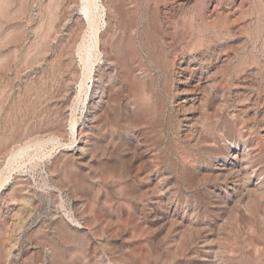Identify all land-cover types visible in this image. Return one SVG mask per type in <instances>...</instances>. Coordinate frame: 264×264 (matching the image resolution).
I'll use <instances>...</instances> for the list:
<instances>
[{
	"label": "rangeland",
	"instance_id": "374dc122",
	"mask_svg": "<svg viewBox=\"0 0 264 264\" xmlns=\"http://www.w3.org/2000/svg\"><path fill=\"white\" fill-rule=\"evenodd\" d=\"M114 2L0 0V264H58L53 247L69 264H264V193L255 195L247 186V197L259 201L258 211L241 217L240 203L232 199L246 192L244 179L237 172L224 179L231 170L222 169L224 158H215L210 141L213 136L221 145L230 138L250 139L251 159L243 165L257 167L264 181L261 0H126L125 16ZM99 36L112 57L121 60L126 52L141 75L111 103L118 110V127L105 125L95 136L111 135L116 145L126 142L132 135L121 114L133 103L138 107L137 137L130 141L141 144L139 162L148 163L154 155L163 186L149 197L133 192L151 190L153 175L150 183H142L113 160L104 164L105 159L78 155L81 144L93 137L77 134L89 101L90 82L82 83L102 62L95 50ZM142 39L149 51L142 49ZM154 49L157 58L165 51L174 63L166 78L150 58ZM123 79L117 76L116 85ZM180 156L190 160L193 175L177 167ZM159 197L166 201L164 209L155 204ZM146 204L162 210L165 219L155 223Z\"/></svg>",
	"mask_w": 264,
	"mask_h": 264
},
{
	"label": "bare ground",
	"instance_id": "6f19581e",
	"mask_svg": "<svg viewBox=\"0 0 264 264\" xmlns=\"http://www.w3.org/2000/svg\"><path fill=\"white\" fill-rule=\"evenodd\" d=\"M115 1V0H114ZM115 3V2H114ZM116 10L117 12L119 13H122L123 15L126 13V0H116ZM261 8H264V0H261ZM82 10L84 11V13L86 14V17L89 18V15L90 14V11L88 9V6L85 4V2H82ZM213 8V7H212ZM255 10V8H254ZM219 11V9H218ZM224 11V9H223ZM215 12V11H214ZM213 12V13H214ZM93 13V12H92ZM214 15V14H213ZM125 16V15H124ZM128 30V29H127ZM132 31V28L129 27V31ZM135 30V29H134ZM94 31V30H93ZM140 32V31H139ZM141 34V32H140ZM138 36V35H137ZM163 40V39H162ZM139 41V40H138ZM140 44H141V47L142 49H145V50H148L150 49V45L144 41L143 39L140 41ZM95 50L98 51L97 53L99 54H102V57L100 59H102V62H98L97 65L95 66L94 70L91 71V73L87 74L86 75V79L85 81L82 83L83 85H86L88 84V81L87 79L89 80L90 84L87 85V90L86 92H88V89H89V93H88V96H89V101L87 103V106L85 108V117L86 118V122L83 123V125L81 126V129L78 131V134L77 135H81L83 134V132L87 133V136L91 135L92 134V138L90 139H86L87 141H85L83 144H81V146L79 147V158H82V159H87V158H90V157H95L97 159H100V161L103 159L104 160V164L106 162H109L110 160H113L115 164H117L118 167H120L121 169V172H124L125 174H129L131 176H137L139 177V181L140 182H149L151 181V176L153 175L154 176V185L153 187H151L152 189L151 190H140V189H137L135 188L134 192H133V196H138V197H145V196H148L152 193H156L157 191H161L162 189V182L160 181V179H158V173L156 171V167H155V163L154 161H152V158H154V155L153 157L151 158V161L149 160V162L147 163L144 162V161H141L139 162L140 159H142V149H140V146L141 144H134L132 141L130 140H134L135 137H137V132H135V130H133V127H134V124L135 123H138L140 122L139 120L140 119H137L139 117L138 115V107L136 108L135 104L133 103V107H132V110H125L124 113L125 114H121V115H125V126L127 127V129H129V131L131 132V138L128 139L126 142H124L123 140V143H118V145H116L113 141V138L111 137V135H106V137H104L105 139L101 138L99 139L98 137H96L97 135V132L99 131H102L103 127L105 125H109L110 128L113 129H116L118 127V122H119V115H118V110H116L113 105L111 103H114L116 102V99H117V91H122L124 89H127L128 91V88H131V85H133V82L135 80L136 77L140 76L141 74H139L137 72V69L135 67V65L131 62L130 58L127 56L126 52H123V55L121 56V60L120 58L118 59V57H112L110 52H109V45L106 43V41L101 38V36L97 37L96 38V43H95ZM167 46V45H166ZM170 46V45H169ZM90 48L88 49H85V57L89 56V54L91 53L90 52V49H91V46H89ZM161 47V45H160ZM154 48V47H153ZM152 48V49H153ZM168 48V47H167ZM162 49V48H161ZM160 51H164V50H161ZM172 49V48H171ZM156 49H154V52H149L150 53V58L151 60L156 63L157 67L159 69H161L162 73L164 74V78L167 77L168 73L171 71V67L172 65L174 64L172 61L169 60V58H167V54L164 52H162L160 55L163 56V58L159 59L157 58V54H156ZM173 51V50H172ZM147 52V51H146ZM169 53V51H168ZM99 59V60H100ZM173 59V58H172ZM85 60V59H84ZM180 61V60H179ZM182 61V60H181ZM85 62V61H84ZM178 62V61H177ZM188 62V61H187ZM178 65V63H176ZM182 64V63H181ZM179 64V69L180 70H184V67ZM137 65V64H136ZM155 65V64H154ZM85 66V65H84ZM192 66V65H191ZM94 67V66H93ZM154 67V66H153ZM90 68V67H89ZM176 68V67H175ZM187 68V66H186ZM190 69V68H189ZM150 70V69H148ZM192 70V69H191ZM76 71V70H75ZM144 71V70H143ZM89 72V70H88ZM173 73V72H172ZM176 73V72H175ZM76 74V73H74ZM146 74V73H145ZM178 74H180L178 72ZM147 75V74H146ZM75 76V75H74ZM117 76H123L125 78V82L122 83V85L120 84H117L115 83L116 81V78ZM176 76V75H175ZM172 77V76H171ZM185 77V75H184ZM75 78V77H74ZM160 78V77H159ZM173 78V77H172ZM121 79V78H120ZM162 79V78H161ZM169 79V78H168ZM74 80V79H73ZM151 80V79H150ZM149 80V81H150ZM163 80V79H162ZM165 80V79H164ZM87 81V83H86ZM186 81H187V78H186ZM165 82V81H163ZM168 82V81H167ZM171 83V82H170ZM186 83V82H185ZM197 83V82H196ZM167 84V83H166ZM182 84V83H181ZM108 85L111 87L114 88L113 92H111V87L109 88ZM149 85V84H148ZM165 85V84H164ZM117 86V87H116ZM167 86V85H165ZM189 86V85H188ZM84 87V88H85ZM168 87V86H167ZM166 87V88H167ZM165 88V87H164ZM186 89V88H185ZM184 89V90H185ZM168 92H169V88H167ZM173 90V89H172ZM176 90V89H175ZM174 90V91H175ZM183 90V91H184ZM123 91V92H124ZM125 91V92H127ZM177 91V90H176ZM180 91V90H179ZM187 91V90H185ZM113 94H111V93ZM119 92V93H120ZM129 93V92H128ZM166 94V93H165ZM127 97L128 98V95L127 94ZM180 95V94H179ZM178 95V96H179ZM165 97V96H164ZM170 97V95H169ZM88 98V97H87ZM170 99V98H169ZM125 100V98H124ZM130 100V99H129ZM173 100V99H172ZM176 100V99H175ZM136 101V100H135ZM134 101V102H135ZM224 101V100H223ZM120 102V101H119ZM133 102V100H132ZM226 102V101H224ZM122 103V102H121ZM175 103V102H174ZM118 104V103H116ZM114 104V105H116ZM124 104V103H123ZM130 104H131V101H130ZM167 104V103H166ZM171 104V103H170ZM180 104V103H178ZM177 104V105H178ZM221 104V103H220ZM223 104V103H222ZM226 104V103H225ZM225 104L221 106V108L219 109L220 112H223L224 111V107H225ZM132 105V104H131ZM162 105V104H161ZM185 105V103H184ZM126 106V105H125ZM130 106V105H129ZM183 106V105H182ZM180 106V107H182ZM191 106V105H190ZM118 107V106H117ZM127 107V106H126ZM131 107V106H130ZM187 107V106H186ZM185 108V107H183ZM121 109V108H120ZM128 109V108H127ZM131 109V108H130ZM169 109V108H168ZM176 110V109H175ZM173 110V111H175ZM187 110V109H186ZM226 110V109H225ZM160 111V110H159ZM183 111V110H182ZM181 111V112H182ZM185 111V109H184ZM161 113V112H160ZM162 116V115H161ZM123 117V116H122ZM158 117V116H157ZM184 117V116H183ZM181 118V117H180ZM137 120V121H136ZM158 121V119H157ZM124 123V122H123ZM122 123V124H123ZM137 125V124H135ZM123 126V125H122ZM136 127V126H135ZM108 128V127H107ZM58 129H61V128H58ZM125 129V130H127ZM104 130V129H103ZM106 130V129H105ZM124 130V128H123ZM111 131V130H109ZM121 131V129H120ZM103 132V131H102ZM84 133V134H85ZM127 133V132H126ZM83 134V135H84ZM96 135V136H95ZM105 136V135H104ZM82 137V136H81ZM90 137V136H89ZM114 137V136H113ZM179 137V136H178ZM183 137V136H182ZM84 138V136H83ZM115 138V137H114ZM119 138V136H118ZM122 138V137H121ZM181 138V137H180ZM184 138V137H183ZM227 139V137H225ZM229 138V137H228ZM252 138V137H251ZM127 139V138H126ZM218 137H214L210 140L213 145H214V148H212V151L213 153L215 154V158L216 156H222L224 159L222 165L224 168H222L223 170L226 169L225 167H228L227 170H231V172H225V178H227L228 176H231V174L233 173H236L237 172V176L238 175H241V177L244 179L242 182H243V185H242V191H246L241 197H239L237 200H234V198L232 199L230 197V199H232V201H234V203L238 202L237 204L240 203V208L239 211H240V215L241 217H243V215L245 214H255L257 213L258 211V203L259 201H256V200H251L247 197V195L249 194L250 190L251 189H247V186L250 185L252 186L254 189H252L254 192H255V195L256 193L259 195H262L264 193V181L263 180H259V177H258V173L259 171L256 169V168H251L250 169V166L249 165H246V163H249L250 159H251V153H252V149L250 148L251 147V141L250 139L249 140H240L239 139H231L230 140H226L228 143H222L223 145H221L219 143V140H217ZM121 140V139H120ZM119 140V141H120ZM84 141V140H82ZM118 141V142H119ZM180 141V140H179ZM223 141V140H222ZM116 142V141H115ZM141 142V141H140ZM142 142H143V139H142ZM144 143V142H143ZM147 143V142H146ZM154 143V142H153ZM181 143V142H180ZM257 143V142H256ZM178 144V143H177ZM258 144V143H257ZM143 145V144H142ZM169 145V144H168ZM182 146V144H181ZM188 146V145H187ZM78 147V146H77ZM179 147V146H178ZM186 148V146H184ZM213 147V146H212ZM260 147V146H259ZM257 148V147H256ZM171 149V148H170ZM189 149V147H188ZM144 150V148H143ZM174 150V149H172ZM154 151V150H153ZM175 151V150H174ZM173 151V152H174ZM180 152V151H179ZM144 153V152H143ZM169 153V152H168ZM176 152L173 153V155L175 154ZM178 153V151H177ZM187 153V151L185 152ZM151 154V152H150ZM153 154V153H152ZM151 154V155H152ZM177 155V154H176ZM188 155V154H187ZM158 156V155H157ZM212 156V155H211ZM123 157V158H121ZM150 157V156H149ZM148 157V158H149ZM187 158V156H185ZM102 158V159H101ZM147 158V157H146ZM181 158V156H180ZM145 159V157H144ZM150 159V158H149ZM165 159V158H164ZM177 159V158H176ZM190 159V158H189ZM226 159H229L230 161L229 162H226ZM96 160V159H95ZM143 160V159H142ZM148 160V159H147ZM169 160V159H168ZM179 164L177 165V167L181 168L183 173H188V175L192 174L191 171H189V169H191V166L189 164V161H187L188 159H185V158H181V159H177ZM195 160V159H194ZM246 160V163L245 165L244 164V161ZM94 161V160H93ZM159 161V160H158ZM248 161V162H247ZM84 162V161H83ZM138 162V163H137ZM198 162V161H197ZM89 163V162H88ZM94 163V162H93ZM136 163V164H135ZM97 164V163H96ZM103 164V162H102ZM212 164V162H211ZM216 164V163H215ZM90 166H92L91 164H89ZM198 165V164H197ZM216 166V165H215ZM253 166V165H252ZM93 167V166H92ZM169 167V166H167ZM194 167V166H193ZM196 168V167H195ZM161 169V168H159ZM205 169V168H204ZM164 170V169H163ZM197 170V168H196ZM210 170V169H208ZM213 170V169H212ZM168 171V170H167ZM194 171V170H193ZM199 172V170H198ZM197 172V173H198ZM207 172V171H206ZM206 172H203V176L205 175ZM162 173V172H161ZM175 173V172H174ZM190 173V174H189ZM194 173V172H193ZM195 173V174H197ZM217 173V171H216ZM214 173V174H216ZM254 174L255 177L252 178V175ZM167 174V173H166ZM207 174V173H206ZM221 172L218 173V175H215V177L217 176H221ZM193 175V174H192ZM199 175V174H198ZM202 175V174H201ZM207 175H210V174H207ZM223 175V174H222ZM81 177V175H79ZM234 176V174H233ZM78 177V175H77ZM79 177V179H80ZM178 177V176H177ZM195 177H191L192 180L195 181ZM188 178V177H186ZM190 178V177H189ZM194 178V179H193ZM219 178V177H218ZM222 178V177H221ZM254 178L256 179V181H254ZM262 178V177H261ZM264 178V177H263ZM200 178H198L199 180ZM220 179V178H219ZM223 179V178H222ZM233 179V178H232ZM238 179V178H237ZM81 180V179H80ZM133 180V179H132ZM210 180V179H208ZM85 181V179L83 180ZM166 181V180H165ZM222 181V180H221ZM130 182V181H128ZM127 182V184H128ZM137 182V181H136ZM175 182V181H174ZM180 182V181H179ZM206 182V181H205ZM215 182V181H214ZM239 182V181H238ZM83 183V182H82ZM150 183V182H149ZM167 183V182H166ZM131 184V183H129ZM128 184V186H129ZM133 184V183H132ZM140 184V183H139ZM153 184V183H152ZM165 184V183H164ZM203 184V183H202ZM221 184V183H220ZM83 185V184H82ZM138 185V184H137ZM149 185V184H148ZM186 185V184H185ZM233 185V184H232ZM167 186V185H166ZM229 186V185H228ZM227 186V187H228ZM240 186V184H239ZM137 187V186H135ZM251 187V188H252ZM147 188V187H146ZM236 189V187H234ZM240 188V187H239ZM164 189V188H163ZM180 189V188H179ZM210 189V188H208ZM232 189V188H231ZM234 189V190H235ZM132 190V189H131ZM228 190V189H227ZM58 191V190H57ZM211 191V190H210ZM213 191V189H212ZM226 191V190H225ZM163 192V191H162ZM205 192V191H204ZM208 192V191H206ZM254 192L251 191V194H254ZM211 193H214V192H211ZM219 193V192H218ZM261 193V194H260ZM216 194V193H215ZM228 194V193H227ZM232 194V193H231ZM242 194V193H241ZM175 195V194H174ZM166 196V195H165ZM171 196V194H170ZM207 196H210L207 194ZM217 196V195H216ZM152 197V196H151ZM221 197V196H220ZM238 197V196H237ZM236 197V198H237ZM250 197V196H249ZM160 198V197H159ZM210 198H214V197H210ZM223 198V197H222ZM248 198V199H247ZM252 198V197H250ZM226 199V198H225ZM223 199L222 200V203H227V201ZM264 199V198H263ZM98 200V199H97ZM150 200V199H149ZM152 200V199H151ZM166 200H168V198H166ZM173 200V199H172ZM210 200V199H208ZM214 200V199H213ZM140 201V200H139ZM211 201V200H210ZM146 202V201H145ZM166 202V201H165ZM165 202H163V198L161 197L159 200L157 199L156 201V205L159 209H164V206H165ZM212 202V201H211ZM217 202V201H216ZM261 202V200H260ZM169 203V202H168ZM172 203V202H171ZM220 203V202H219ZM138 204V203H137ZM235 204V206L237 205ZM243 204V205H242ZM148 205V206H146ZM145 206L148 207L147 209L150 210V212L148 211V216L149 217H152L153 219H155V223H158V222H161L162 219H165L166 217V214H162V210L161 211H158L157 209H153V207L149 206V204H146ZM173 205V204H172ZM216 205V204H214ZM144 206V207H145ZM167 206V205H166ZM225 206H228V205H225ZM224 207V206H223ZM74 208V207H73ZM135 209V208H134ZM153 209V210H152ZM222 209V208H221ZM178 210V209H177ZM226 210V209H225ZM139 211V209H138ZM141 211V209H140ZM222 211V210H221ZM230 211V210H229ZM72 212V211H71ZM70 212V213H71ZM90 212V211H89ZM88 212V213H89ZM166 212L167 213H170L169 215L170 216H174V211L173 209H171L168 205V207L166 208ZM220 212V211H219ZM237 212V211H236ZM143 213V211H142ZM150 213V214H149ZM218 213V212H217ZM225 213V212H224ZM90 214V213H89ZM182 214V213H181ZM222 214V213H220ZM260 214V213H259ZM71 215V219L74 221L77 219L75 217H72V213L70 214ZM147 215V214H146ZM218 215V214H217ZM138 216V215H137ZM136 216V217H137ZM70 217V216H69ZM145 217V216H143ZM171 217V218H172ZM218 217V216H216ZM90 218V217H89ZM88 218V219H89ZM70 219V220H71ZM146 219V218H144ZM168 219V218H166ZM86 220V219H85ZM180 220V219H179ZM178 220V221H179ZM66 222V221H65ZM86 222V221H84ZM143 222V221H142ZM54 223V222H53ZM222 223V221H221ZM3 224V223H2ZM0 224V225H2ZM87 224V223H86ZM4 225V224H3ZM149 225V224H148ZM6 227V226H5ZM13 227V225H12ZM149 227V226H148ZM152 227V226H150ZM164 227V226H163ZM3 227H1V230H2ZM20 228V227H18ZM144 228V227H143ZM192 229V228H191ZM6 229L4 228V231ZM11 230H13V228H11ZM16 230V229H15ZM161 230V229H160ZM193 230V229H192ZM4 231L2 233V235L4 234ZM193 232V231H192ZM100 233V232H99ZM6 234V232H5ZM4 234V235H5ZM10 234V233H9ZM12 234V233H11ZM101 234V233H100ZM99 234V235H100ZM152 234V233H151ZM8 235V234H7ZM6 235V237H7ZM157 235V234H156ZM5 237V238H6ZM13 237V236H12ZM20 237V236H19ZM101 237V235H100ZM196 238V236H194ZM4 238V239H5ZM10 238V237H9ZM29 238V237H28ZM182 238V237H181ZM198 238V237H197ZM3 239V238H2ZM3 239V240H4ZM44 239V238H43ZM105 239V238H104ZM7 240V238H6ZM16 241V239H14ZM47 240V239H46ZM89 240V239H88ZM203 240V239H202ZM8 241V240H7ZM11 240L9 239V242ZM14 241V242H15ZM45 241V240H44ZM51 241V240H49ZM102 241V240H101ZM5 242V241H4ZM13 242V241H12ZM33 242V241H32ZM31 244H35L34 242ZM42 242V241H41ZM16 243V242H15ZM44 243V242H43ZM42 243V244H43ZM49 243V242H48ZM159 243V242H158ZM157 243V244H158ZM54 244V243H53ZM184 244V243H183ZM2 245H3V241H2ZM8 245H10L8 243ZM7 245V246H8ZM13 246V243L11 244ZM101 245V242L100 244ZM12 246H8L9 249L12 248ZM46 246V245H45ZM65 246V245H64ZM68 246V245H67ZM5 247V245H4ZM50 247V246H49ZM71 248V247H70ZM3 249H6V248H3ZM16 249V248H15ZM1 250V249H0ZM91 250V249H90ZM88 250V251H90ZM4 251V250H3ZM21 251V250H20ZM48 251V250H46ZM5 252V251H4ZM69 252V251H68ZM7 253H9V251H7ZM58 251L55 247L52 248V255L53 257L55 258V262H57L58 264H69L68 262H65L63 259H58ZM1 254V253H0ZM14 254V253H12ZM37 254V253H36ZM40 254V253H39ZM20 255V254H19ZM34 255V254H33ZM41 255V254H40ZM47 255V254H46ZM6 256V254H5ZM8 256V255H7ZM6 256V257H7ZM13 256V255H12ZM40 257V256H39ZM60 257V256H59ZM44 258V257H43ZM5 259V258H4ZM33 259V258H32ZM41 259V257H40ZM51 259V258H50ZM49 259V260H50ZM1 260V259H0ZM7 260V259H6ZM37 260V259H35ZM37 262V261H36ZM49 263V262H48ZM74 263H76V261H74ZM4 264V263H3ZM35 264V263H34Z\"/></svg>",
	"mask_w": 264,
	"mask_h": 264
}]
</instances>
